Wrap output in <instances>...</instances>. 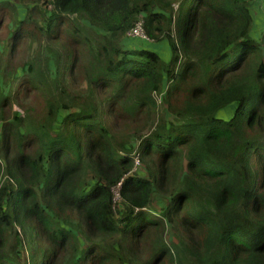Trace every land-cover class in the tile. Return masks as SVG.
Here are the masks:
<instances>
[{"label": "trees", "instance_id": "obj_1", "mask_svg": "<svg viewBox=\"0 0 264 264\" xmlns=\"http://www.w3.org/2000/svg\"><path fill=\"white\" fill-rule=\"evenodd\" d=\"M22 2L0 6V264H264L249 2ZM140 21L169 62L124 47Z\"/></svg>", "mask_w": 264, "mask_h": 264}, {"label": "rangeland", "instance_id": "obj_2", "mask_svg": "<svg viewBox=\"0 0 264 264\" xmlns=\"http://www.w3.org/2000/svg\"><path fill=\"white\" fill-rule=\"evenodd\" d=\"M177 7V5H175ZM17 13V11H16ZM9 22V21H8ZM136 38H132L131 36L125 38L123 41V44H124V47L126 49H146V50H151L152 51H157L159 52V56L165 61V62H169L171 57H172V53L168 51V47L162 43V44H159V45H155L153 44L151 41H146V40H134ZM156 100H157V103L159 105V109H160V112L161 114L165 115V108L163 106V103H162V95L161 96H158L156 95ZM17 111H19V109L16 107L15 108ZM21 112V111H19ZM220 116V119L222 120H226V118H229V113L228 112H222L219 114ZM166 116V115H165ZM166 119L168 122L170 121H173V117L171 116H166ZM1 129H2V124H0V133H1ZM138 144L135 146L137 147ZM136 169L138 170V172L140 173V176H143L145 177L147 174L145 173V170L144 168H141L140 165L138 163H136ZM167 204L168 202L165 201V200H162V199H159L156 204H155V208H153V211L156 212V213H159V211H161L162 209L166 208L167 207ZM170 241L172 239H169ZM9 254V252L7 251L5 255Z\"/></svg>", "mask_w": 264, "mask_h": 264}, {"label": "crops", "instance_id": "obj_3", "mask_svg": "<svg viewBox=\"0 0 264 264\" xmlns=\"http://www.w3.org/2000/svg\"><path fill=\"white\" fill-rule=\"evenodd\" d=\"M22 1L29 2V0H0V6L3 4H10L11 6H14L17 10V13L12 14L11 18L24 20L28 14V9H27L28 6L31 8L32 5L30 4L27 5ZM246 1H248L250 4L249 12L253 18V28L251 32L252 37L256 39H260L262 34L264 33V0H246ZM7 29L9 30V33L14 30L12 19H10L9 28ZM5 34H7V32ZM0 37H2L1 32H0ZM154 52L159 53L155 50Z\"/></svg>", "mask_w": 264, "mask_h": 264}, {"label": "built area", "instance_id": "obj_4", "mask_svg": "<svg viewBox=\"0 0 264 264\" xmlns=\"http://www.w3.org/2000/svg\"><path fill=\"white\" fill-rule=\"evenodd\" d=\"M54 0H48V4H47V9L49 11H52L54 9L53 7V2ZM74 18H76V16H73ZM71 17V19L73 18ZM131 36L132 38H137V39H141V40H146L148 41L149 38L146 36L145 31H144V24L142 21L138 22L135 26L134 29H132L129 34L128 37ZM136 157H138V155H136ZM136 163L139 164L138 161H136ZM122 184L120 183L116 188H114L112 190L113 195H114V202H120L121 200V195H120V189H121Z\"/></svg>", "mask_w": 264, "mask_h": 264}, {"label": "clouds", "instance_id": "obj_5", "mask_svg": "<svg viewBox=\"0 0 264 264\" xmlns=\"http://www.w3.org/2000/svg\"><path fill=\"white\" fill-rule=\"evenodd\" d=\"M135 154H136V155H139V153H138L137 151H135L134 155H135Z\"/></svg>", "mask_w": 264, "mask_h": 264}]
</instances>
